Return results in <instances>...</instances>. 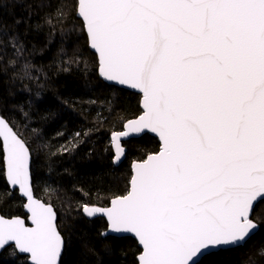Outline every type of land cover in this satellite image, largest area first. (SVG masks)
Returning <instances> with one entry per match:
<instances>
[{
	"label": "snow or ice",
	"instance_id": "1",
	"mask_svg": "<svg viewBox=\"0 0 264 264\" xmlns=\"http://www.w3.org/2000/svg\"><path fill=\"white\" fill-rule=\"evenodd\" d=\"M72 12L100 74L142 93L140 116L112 133L113 163L125 151L121 137L147 132L160 141L158 152L133 163L125 195L107 208L84 205L85 215L106 216L102 237L134 234L138 264H201L215 251L243 247L264 221L255 212L264 200V0H73L43 23L54 32ZM30 56L18 35L9 36L0 68L13 81L39 85ZM73 63L79 69L78 54L56 67L68 72ZM0 136L6 179L27 197L35 225L0 218V249L14 242L31 264H58L64 241L55 214L34 198L30 150L2 114ZM256 255L264 261V246Z\"/></svg>",
	"mask_w": 264,
	"mask_h": 264
},
{
	"label": "trees",
	"instance_id": "2",
	"mask_svg": "<svg viewBox=\"0 0 264 264\" xmlns=\"http://www.w3.org/2000/svg\"><path fill=\"white\" fill-rule=\"evenodd\" d=\"M72 2L0 0V45L9 36L18 35L41 76L39 85L29 86L26 81H13L0 68V114L30 149L34 195L51 204L57 214V227L65 241L60 264H137L141 250L136 241L102 237L106 221L88 218L83 206L106 207L114 196L125 195L131 164L158 152L160 145L149 135L124 141L125 159L120 165L113 164L112 133L121 131L124 122L141 113L140 95L103 82L97 56L90 50L83 23L74 12L66 13L54 32L43 23L46 14L54 15L59 4ZM62 48L66 55L61 54ZM77 54L79 69L73 63L68 72L58 70L60 60ZM9 56L11 49L4 59ZM98 113L105 122H98ZM77 133L81 134L79 140ZM255 212L264 216V200ZM0 213L26 218L24 200L5 182L1 142ZM262 246L264 221L243 247L214 252L203 257L201 264H264L256 255ZM0 264L28 261L11 246L0 254Z\"/></svg>",
	"mask_w": 264,
	"mask_h": 264
},
{
	"label": "water",
	"instance_id": "3",
	"mask_svg": "<svg viewBox=\"0 0 264 264\" xmlns=\"http://www.w3.org/2000/svg\"><path fill=\"white\" fill-rule=\"evenodd\" d=\"M78 19H80V18H78ZM80 20L82 21V19H80ZM82 23H83V21H82ZM85 33H86V31H85ZM86 35H87V33H86ZM87 38H88V37H87ZM88 45H89V40H88ZM89 48H90V45H89ZM90 50H91L93 53L96 54L97 59H98V54L95 52V50H94V49H91V48H90ZM98 64H99V59H98ZM99 68H100V65H99V67H98V74H99L100 78L103 80V82H105L106 84L111 85V86H115V87H117V88H120V89H123V90L129 91V92H133V93H136V94L140 95V109H141V113H142V111H143V109H142V107H141L142 93H141L138 89H133V88H131L129 85H120V84H119L118 82H116V81H107V80H106V79L100 74ZM141 113H140V114H141ZM140 114H139L137 117H135V118H133V119H130V120H135V119H137V118L140 116ZM123 131H126L124 125H123V129H122L121 131H119V132H123ZM143 135H149V136H151V137L157 139V141H158V143H159V145H160L159 137L156 136V135L153 134V133H147V132L144 133V134H136V133H132V134H130V135L127 136V137H121V147H122L125 151H124V154L120 157V160H119L116 164H114V163H113V164H114V165H120V164L124 161V159H125V152H126V149L122 146V142L127 141V140H131V139H137V138L142 137ZM20 138H21V137H20ZM21 139H22V138H21ZM22 140H23V139H22ZM0 142H1V149H2V153H3V165H4V178H5V182H6L7 186L10 188L11 191H15V190H16L17 193H18V195H19V197H20L21 199L24 200V212H25V214H26V218H24V217H21V216L5 217V216H3V215L0 213V218H3V219H5V220H11V219H13V218H20V219L24 220V222H25V227H29V228H31V227H35V225L32 223V220H31V218H30L31 213H30V212L28 211V209L25 207V205L28 203L27 197L24 196V195L20 192V189H19V186H18V185L15 186V187H13V186L10 185V183H9L8 180L6 179V160H5V153H4V151H3V137H2V136H0ZM23 142H24V140H23ZM24 143H25V142H24ZM25 146L28 147V146L26 145V143H25ZM111 146H112V149H113V159H114V156H115L116 153H117V148H116V145H115V141L112 139V136H111ZM29 150H30V149H29ZM159 150H160V146H159ZM146 157H147V156H146ZM146 157H145V158H146ZM31 159H32V158H31V153H30V151H29V160H28V164H29V178H30V185H31V188H32V191H33V195H34L33 182H32V172H31ZM134 162H138V161H134ZM134 162H133V163H134ZM133 163L131 164V167H130V169H131V177H130V180H131L132 175H133ZM34 198L37 199L39 202L44 203V204L49 205V206L52 207L53 213L55 214V217H56V219H55L54 222H55V224H56V226H57V214H56V212H55V210H54V207H53L51 204H47V203H45L44 201H42L41 199H38L35 195H34ZM111 200H112V199H111ZM111 200H110V202H111ZM110 202H109L108 206H106V207H99V208H107V207H110V206H111V203H110ZM257 204H258V203H257ZM257 204H256V206H257ZM94 217H101V218H103V219L106 221L107 228H106L105 231H107L109 226H108V221H107L106 216H104L103 214L97 213ZM94 217H92V218H94ZM57 230H58V227H57ZM58 232H59V230H58ZM59 233H60V232H59ZM256 233H257V232H256ZM256 233H255V234H256ZM60 234H61V233H60ZM255 234H254V235H255ZM254 235H252L249 239H251ZM61 236H62V235H61ZM107 236H113V237H117V238H121V237H131L132 239H134V240L136 241L137 246H138L139 249L142 251V246L139 245L138 240H137V238L134 236V234H131V233H120V234H116V233H112V232L108 231V235H107ZM62 238H63V236H62ZM249 239H248V240H249ZM248 240H247V241H248ZM63 241H64V238H63ZM11 246L14 248V250L16 251V253H17L19 256L26 257V258H27V261H28V264H31L30 254H27V253H20L19 250L16 249V247H15V243H14V242H9V244L6 245L5 247H3V249H0V254H1L5 249H7L8 247H11ZM64 249H65V241H64V246H63V249H62V254H61V256L58 258V264L61 263V258H62V256H63ZM227 249H234V248H224V249H220V250H227ZM220 250H219V251H220ZM215 252H218V251H215ZM140 253H141V252H140ZM140 253H139L138 256L136 257L137 264H138V257H139V255H140ZM213 253H214V252H213ZM206 256H207V255H206Z\"/></svg>",
	"mask_w": 264,
	"mask_h": 264
},
{
	"label": "bare ground",
	"instance_id": "4",
	"mask_svg": "<svg viewBox=\"0 0 264 264\" xmlns=\"http://www.w3.org/2000/svg\"><path fill=\"white\" fill-rule=\"evenodd\" d=\"M10 189V188H9ZM11 191V190H10ZM16 191V190H15Z\"/></svg>",
	"mask_w": 264,
	"mask_h": 264
}]
</instances>
